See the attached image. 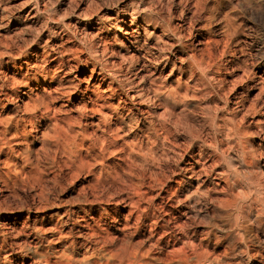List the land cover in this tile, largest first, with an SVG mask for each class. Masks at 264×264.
Wrapping results in <instances>:
<instances>
[{
    "label": "bare ground",
    "instance_id": "6f19581e",
    "mask_svg": "<svg viewBox=\"0 0 264 264\" xmlns=\"http://www.w3.org/2000/svg\"><path fill=\"white\" fill-rule=\"evenodd\" d=\"M154 1L156 4V0ZM157 2L163 9L165 1ZM203 2L210 4L205 26L213 24V37L207 34L197 42L195 40L198 53L195 45L192 46L194 40L190 46L186 45V48L177 53L173 52L172 57L163 53L161 66L158 63L151 67L149 74H146L150 80L144 81L145 62L140 60L139 51H146L149 55L150 40L158 37L155 33L157 29L162 34L171 33L177 37L185 35L186 29L190 31L193 27L192 16L204 7V4L199 6ZM5 3L6 1L0 0V107L14 102L23 115H27L31 125L39 114H46L50 110L54 113L57 110L53 105L55 98H69L75 90L69 87L70 84H67V88L66 82L63 84L66 77L63 78L64 71H60L63 60L58 49L64 46L63 40L56 44L51 36L43 40L42 45L37 43L28 51V48L19 43L16 35L3 30L5 25L1 16L8 9ZM37 3V10H40L44 3ZM169 3L170 8L167 9H173L176 14L172 13L175 17H165V21L153 11L152 0H141L130 12L122 5L114 15L107 13L103 17L107 23L103 21L101 14L97 16L100 28H115L122 34V38L115 40L112 37L111 41L109 35L92 31L94 37L90 41L91 55L88 59L94 67L101 64L113 73L118 71L119 79L116 81L109 72V93L104 96L92 89V94L99 102L93 104L86 101L82 105L79 101V106L89 110L91 115L98 114L104 121L106 111H102L103 107L112 109L115 117L113 122L111 117L107 118L110 125L107 126L108 136L105 135L110 144L106 145H111V148H107L118 150L122 156L119 162L114 163V168L106 169L104 176H93L97 184L102 183L103 189L100 193L85 196L77 202L75 206L80 207L82 213L74 221L73 231L67 228L70 226L67 210L56 208L45 219L47 206L38 204L32 211L34 219L30 222L26 219L29 212L23 207L0 204V234L3 236L0 243V264H223L218 258L221 255L216 257L213 254V240L231 239L232 247L240 248L244 237L251 245L253 264H264V47H261L263 55L255 65H262L261 70L248 65L244 71H239L237 49L241 51L242 45L240 38L236 36L241 22L235 21L233 17L234 12L243 18L242 13L246 14L251 9L264 11V0H169ZM189 8L190 11H187ZM140 14L144 17H138ZM127 15L130 17L128 23ZM19 23L16 20L13 29L17 30ZM213 44L220 56L214 71ZM98 54L109 56V60H102L99 64ZM167 63L171 64L169 70H166ZM173 74L175 76L171 80L175 82L174 85L167 79ZM213 77L218 81L221 91L227 90L231 94L234 104V109L227 115L230 126L220 122L215 125L218 138L213 137V109L208 104V99H213ZM81 78H77L78 88L84 95L90 83H83ZM199 80L204 83L198 85ZM236 83L240 84V92L234 91ZM87 94L85 97L89 100ZM115 94L123 95L128 101L109 102ZM191 104L202 110L206 109L202 123H198L199 128L194 125L196 118L190 109ZM53 119L56 121V135L65 141L69 148L67 150H70L69 143L76 129L68 130V126L64 127L57 122L59 118ZM208 128L212 130L209 132ZM175 130L180 131V153L182 158H186L180 164H164L160 161L162 158H159L161 154L157 152L170 144L169 137ZM118 131L121 134L128 132L129 141L124 140ZM11 134L14 135L9 141L21 147L19 130L15 129V133ZM88 144L85 145L88 147ZM213 144L218 147L219 152L213 149ZM173 145L175 146L174 143ZM122 149H126L127 159L123 158ZM229 150H233L236 161L224 166L220 159ZM163 151L161 153L164 155ZM169 154L167 155L172 158ZM80 157L79 167L88 168V163ZM78 162L76 159V164ZM76 164H73L74 167ZM87 168L84 172H87ZM122 171L127 175L123 174L121 177ZM239 171L246 173L247 182L244 185L241 183L239 191L234 193L229 177L233 178L232 182L237 183ZM122 209L125 212L117 214ZM110 211L116 213L114 224L106 221ZM94 212L97 213L96 216L93 215ZM232 216L235 220L233 224L230 222ZM18 220H21L20 225ZM65 227L70 230L65 232ZM45 230L53 235L44 237L39 234ZM119 231L122 232V237L119 236ZM66 234L69 240L64 241V244L62 242ZM30 238L35 239V242ZM43 238L45 244L42 242Z\"/></svg>",
    "mask_w": 264,
    "mask_h": 264
},
{
    "label": "rangeland",
    "instance_id": "374dc122",
    "mask_svg": "<svg viewBox=\"0 0 264 264\" xmlns=\"http://www.w3.org/2000/svg\"><path fill=\"white\" fill-rule=\"evenodd\" d=\"M3 1L4 2L6 1L5 4L8 5L7 6L8 9H6L1 16L3 18V23L5 25V27H3V30L8 31V33H11L12 35H16L19 39V43L21 42L20 43L21 45H23L26 49L28 48L27 49L28 51H30L34 47V45H37V43L39 45H42L44 43L43 40H46L48 39V37H51V36L52 38H54L55 42H57L56 44L61 43L63 40L62 43L64 44L65 47L64 46L60 48H58L59 46L57 47L58 49H60L59 54H60L61 59L63 60V64L61 66L60 71L61 73H63L62 71H64V76L62 77L63 78L66 77L64 78L63 84L66 82L65 83L66 88L68 87L67 84H70L69 87H73L72 89L73 91L75 90V92L69 98H67V96H62V97L59 96L55 98L53 105H55L57 109L54 112L56 114L52 113L51 110L47 112L46 114L45 113H43V115L39 114L38 118L34 120V122H32L31 125L29 124L30 122L28 120L27 115H23L22 111L15 106L14 102L8 103L5 106L0 107V138L3 139L2 141L0 139V204L2 206H9V207H14V208L17 206L23 207L24 209H26V211L29 212L28 218L26 219H28V221L30 222L32 221V219H34L32 218L33 217L32 211L34 207L38 204L40 205L46 204L47 206L48 210L46 211L47 213L45 214V219L49 218V214L50 215L53 214L56 208H59L60 210L62 209L67 210V212L69 211L67 213V216L69 217V222H70L68 223L70 226H67V228L69 227L70 229L72 228L74 229V224L82 213V210H80V207L77 208V206L75 205L77 204L79 200H81L85 196L91 197L90 196L91 194L100 193L102 191L101 190L103 189L102 183L97 184L96 180H94L95 179L94 177L104 176L106 169L114 168L115 166L114 163L117 161L119 162L122 156L121 152H119L118 150L113 149L112 151V149L107 148V147L111 148V145L110 146L106 145V144L108 145L110 144L106 137V135L108 136V131H109L107 126L110 125L108 124V119L109 117H111V121H112L113 118L115 117L114 112L111 111L112 109L103 107V110H102L101 108L103 112L106 111L105 112L106 119L104 121L98 114L91 115L90 111L85 109L82 106L83 105L82 103H85L86 101H90L93 104H97V102H99V99L97 101V98H95L94 95L92 94V91H91L92 89H95L101 92L104 96L109 93V86H110L109 76L111 73L116 81L117 79H119L118 71H116L117 73L116 72L113 73L109 69L103 68L100 64L102 63V60L103 61L109 60V56L107 55L100 56L98 54V56L100 57L99 58L100 65H97L95 67L93 66L92 62H90L88 59L89 56L91 55L90 41H93L92 38L94 37L93 36L94 32H99L101 34L109 35L108 38L109 39L111 38L110 39L111 41H113V38L115 40L122 38L121 36L122 34L118 32V30L116 31L115 28H109V29L108 27H104V29L100 28L101 24L97 23L98 22L97 16L98 15L100 16L101 14L102 19L104 21L105 18L103 17H105L107 13L109 15H114L117 9H121L123 7L122 5H125V9L127 10V12L128 11L130 12L131 8L135 7L139 2H141V0H2V2ZM38 1L39 2L43 1L44 3V5L42 6L40 10L39 9L37 10ZM152 1L154 4L153 11H155V13L160 15L162 21H165L169 17L170 18L175 17L174 15L176 13L173 11V9L172 10L167 9V8H170V6L168 5L170 4L169 0H161V2L165 1V5L163 6L164 10L162 9V6L159 5V2H157V0H156V4L154 0ZM203 4H204V7L202 6ZM170 5L172 7L173 3L171 2ZM199 6H202V9H199V13L196 12L197 14L193 13L195 16V17L192 16L194 20L193 27L190 29V31L186 29L184 33L186 36L182 35L180 37H177L171 33L162 34L160 32V29H157L155 30V33L158 34V37H154L152 38V40H150L151 50L149 52V55L146 53V51H142V50L141 52L139 51L138 54H139V58H141L140 60L142 62L143 61L145 62V66L143 68L144 69L143 77H146V78L144 79V81L148 82L150 80L149 75H146V74H149L148 72L150 69H152L158 63H159V66H161L160 64H162L161 58H162L163 53L167 54L169 57H172L173 52L176 51L175 53H177V51H180V49L186 48V45L190 46V43L193 40H194V43H192V46L195 45V49L198 53L199 48L197 47V44H196L197 40L204 38L207 34L213 37V24H211V26L209 27L205 26V18L208 15L207 13L209 12L208 8L210 4L209 2H206V3L203 2L199 4ZM18 7H20V9ZM9 8L11 11H9ZM190 8L187 9V11H190ZM109 10H111L110 13L108 12ZM191 10H194V9L192 8ZM203 12L204 13L206 12V13L204 14ZM12 15H14V17ZM17 16L20 18V20H18ZM141 16L142 14L138 15V17H141ZM233 17L235 21L241 22V28L239 30V33L236 36L237 38H240L241 41L240 40L239 41H240V44L242 45L241 51L240 49H237V55H238L237 56L238 57L237 69L239 71H242V70L244 71L245 67L248 65L255 66L257 62L259 61V59L261 58V56L263 55L261 47L262 48L264 47V26H263L264 23H262L264 22V11L259 12V11H255L251 9L248 12H246V14L242 13L243 18L240 17L239 13L234 12ZM126 18H127L126 21L128 23L130 17L127 15ZM257 18L259 22L257 21ZM16 20L17 22H20L19 23L20 25L17 30L13 29V25H15L14 23ZM105 23H107V21ZM258 24H260V26ZM200 26L202 28H200ZM207 29H209V32H207ZM113 32L114 33L116 32V33L113 35ZM187 32L188 33L190 32L191 35H187L188 34ZM66 35H68L66 38L69 37V39H66V38L64 39ZM142 37L140 38L141 42L144 38ZM232 47H234V44ZM214 48H216L215 45L213 46L214 53L212 54L213 55L212 62L214 61L213 64L215 65V66L213 65V71L215 70L214 67H217L216 64L220 57L218 54L219 51H217L218 49L216 48L215 50ZM153 54L155 55L153 56ZM150 55L152 56V58ZM166 66H167L166 70H169V68L171 67V64L167 63ZM145 67L147 70L145 69ZM255 67L261 70L264 67V65L263 67L262 65L255 66ZM174 73H176V71ZM213 75H214V72H213ZM174 76L175 75L173 74L172 76H170L171 78L170 77L167 78L170 84L172 85L175 84V82L171 80L174 78ZM78 77H82L81 80L83 81V83L84 82L90 83L89 89L85 91L86 92L85 94L88 93L87 95L90 97L89 100H87V98L85 97V94L83 95V93L80 92V88H78V82H77ZM71 81H72V84L70 83ZM207 81L211 82L209 78H207ZM203 83L204 82L202 80H199L198 85L199 84L201 85ZM218 87H219V83L213 77V95H212L213 99L212 100L208 99V104L213 109V137L216 136L217 138H218V134L215 132V125L220 122V123H223L225 126H230V122L227 118V115L229 111H232L234 109L233 108L234 104L232 101L231 94H229L227 90L224 92L221 91ZM239 87H240V84L236 83L234 87V91L240 92L241 89ZM124 89L125 88H123V90ZM125 91H127V89ZM115 95L113 96L111 101L109 100V102L116 103L115 101H120V100H126V102L128 101V99L124 97L123 95L118 94L116 95L117 97ZM199 95L202 96V94H199ZM82 100L83 101L85 100V101L82 102ZM79 101H80V104H82L81 106H79ZM65 108L66 109L69 108V111H67L68 109L66 110ZM190 109L192 110L196 118L194 119V125L195 126L198 125L197 128H199L200 125L198 123H202L203 118H204L203 112H205L206 109L203 108L202 110L201 108L197 107V105L193 106L192 104L190 106ZM108 110L110 111L108 112ZM107 112L110 115H108ZM69 116L71 117V119ZM53 117L59 118L57 119V122H59L60 125L62 124V126L64 125V127L68 126L67 129L68 128L69 129L72 128V130L76 129L74 132V135L71 136V143H69L70 150H67L69 148H67L65 141L61 140L56 135L57 133L54 129L55 127L54 123L56 121L55 119H53ZM97 117H100V118L97 119ZM174 118L176 119V117ZM90 120H93V121H90ZM171 120H174V119H171ZM29 125L31 127V130H30ZM18 127L22 128V130L19 129ZM170 128H173V127L171 126ZM15 129H18L19 133H21L19 134L21 135L20 139H22L21 144H20L21 147L9 141L11 139V136L14 135V134L12 135L11 133L12 132L15 133ZM82 129H84L83 131L85 132L87 131L88 133L83 132ZM123 129L126 131V126H124ZM72 130H70L71 133H73ZM208 130L210 132L212 129L208 128ZM102 131L104 132V136H103ZM118 133L120 136H123L122 137L123 139L125 138L126 140L128 139L127 141H129L130 136H128L127 134L128 132H124L125 135L124 133L121 134V131H118ZM101 136L103 137V139ZM80 138L81 140L79 141ZM98 138L100 139L98 140ZM76 139L78 141H76ZM91 139L92 141H89ZM169 139H170V142H169L170 144H167L166 146L162 148L164 151L162 149H159V152H157L158 154H161V157L159 158L160 159L162 158V160L160 159L159 160L164 162V164H169V163L171 165L175 163L180 164L183 161V159L186 158V156L182 158V155L180 153V150H181L180 149V146H181L180 131L179 130L173 131ZM100 140H103V141H100ZM7 142L10 144H8ZM78 143H80L82 146L79 145ZM173 143L175 144V146L173 145ZM85 144H88V147ZM72 147H74L73 149L74 150L76 149V150L74 151ZM217 148L218 147H216V145L213 144V149L219 152ZM160 150L163 151L164 155H166L165 157L161 153ZM67 151H69V153ZM125 152H126V149L125 150L122 149V153L124 155L123 158L127 159L128 155L126 156V154L128 153L126 152L125 154ZM166 152L167 154L170 153L169 155H171L172 158L169 157L166 154ZM69 155H71L70 156L71 158L69 157ZM77 156L78 157L81 156L80 158L83 157L84 159L83 161L86 164L88 163V168L86 166L85 167L83 166L81 168L79 167L80 162H78L79 160ZM76 159H77L78 164H76ZM220 160L224 166L230 164V162H235L236 159H235L233 150H229L228 153L224 154ZM74 163L76 164L75 167L73 165ZM76 167L77 169L75 170ZM86 168H87V172H84L86 171ZM78 169L81 171H79ZM89 170H91L92 172ZM120 173H121L120 175L121 177H123V174L124 176L126 174L123 171ZM245 175L246 173L244 171H239L237 183L232 182L233 178L229 177V179H231L230 184H231L232 190L235 191V192L233 191L234 193H237L239 191L240 187L238 186L241 185V183L244 185V183L247 182ZM243 178L244 180L246 179L245 182ZM124 212L125 211L123 209L118 210L117 214L121 215ZM96 214H97L96 212L93 213L94 216H96ZM107 214L108 216L106 218V221L109 222L110 224H114L115 222L113 221L115 219L114 217L116 216V213H114L113 211H110ZM21 220H18L19 225L21 224ZM231 221H232V224L235 222L233 216L230 219V222ZM118 222H120V220ZM223 223L226 224L224 220H223ZM67 228L66 227L64 228L65 232H68L70 230ZM118 233H120L119 236L122 237V232L119 231ZM39 234L44 237H46V235L50 237L51 232L49 233L47 230H45V231L40 232ZM0 237H1L0 238L1 239L0 243H1L3 236L0 234ZM30 239L31 241L35 242V239L33 238H30ZM68 240H69V236L66 234L63 238L62 243H64V241L68 242ZM42 242L45 244L46 243L45 239ZM204 243H206V241H204ZM251 250H252L251 245L248 242L247 238L245 237L242 240V244L240 248L239 247L233 248L231 245V239L217 240V241L213 240V251H214L213 254H215L216 257H218V255L219 256L221 255L222 259H221V256L218 258L220 261H223L222 262L223 264H227V263L228 264H237V263L238 264L239 263L240 264H253L254 257L252 255Z\"/></svg>",
    "mask_w": 264,
    "mask_h": 264
}]
</instances>
